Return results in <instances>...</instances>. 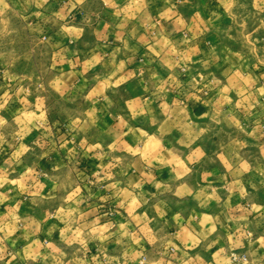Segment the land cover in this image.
Returning a JSON list of instances; mask_svg holds the SVG:
<instances>
[{
    "label": "crops",
    "instance_id": "1",
    "mask_svg": "<svg viewBox=\"0 0 264 264\" xmlns=\"http://www.w3.org/2000/svg\"><path fill=\"white\" fill-rule=\"evenodd\" d=\"M230 1L0 0L48 52L0 73V264H264V76L217 52Z\"/></svg>",
    "mask_w": 264,
    "mask_h": 264
},
{
    "label": "rangeland",
    "instance_id": "2",
    "mask_svg": "<svg viewBox=\"0 0 264 264\" xmlns=\"http://www.w3.org/2000/svg\"><path fill=\"white\" fill-rule=\"evenodd\" d=\"M230 2L215 24L217 52L233 68L246 67L264 76V0ZM0 18V73L13 80L40 78L48 59L46 39L38 34L41 28L14 11L2 12ZM234 142L226 144L233 148Z\"/></svg>",
    "mask_w": 264,
    "mask_h": 264
},
{
    "label": "built area",
    "instance_id": "3",
    "mask_svg": "<svg viewBox=\"0 0 264 264\" xmlns=\"http://www.w3.org/2000/svg\"><path fill=\"white\" fill-rule=\"evenodd\" d=\"M183 70H186L185 68ZM110 215H115V210L111 209L109 212ZM146 256H143V260H145ZM248 256L245 253H239V254H232V260L236 262H245L247 261Z\"/></svg>",
    "mask_w": 264,
    "mask_h": 264
}]
</instances>
